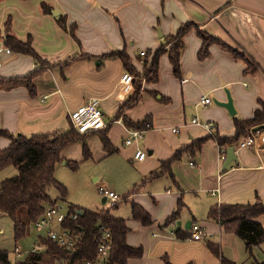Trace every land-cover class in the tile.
Returning <instances> with one entry per match:
<instances>
[{"label": "crops", "instance_id": "1", "mask_svg": "<svg viewBox=\"0 0 264 264\" xmlns=\"http://www.w3.org/2000/svg\"><path fill=\"white\" fill-rule=\"evenodd\" d=\"M43 4L49 7L48 13ZM57 16L65 18L66 26L75 25V39L59 26ZM7 20L11 35L21 41L31 38L39 56L55 66L32 79L33 93L23 84L7 86L0 81V128L24 135L64 130L72 110L97 99L108 124V139L115 149L106 153L102 147L104 157L115 162L110 168L114 179L99 185L97 191L102 186L118 195V191H123V197L151 172L158 171L177 150L208 135L187 116L213 122L219 135H232V116L222 106L198 105L201 96L226 101L228 90L236 117L243 119L260 108L259 101L264 106V0H0L1 30ZM185 23H191L193 28L183 38L180 76H174L167 55L162 54L158 81H143L138 103L115 118L132 92H122L120 77L125 70L120 60L101 56L125 49L141 71L138 54L162 45L166 36ZM196 29L244 54L257 67L256 73L245 74V63L216 44L209 46L206 57L198 58L202 42ZM74 56L78 58L62 70L56 66ZM0 57L3 81L23 77L40 67L29 55L12 52ZM123 118L132 122L147 119L151 128L131 136L132 128L126 126ZM131 137L135 139L125 145L124 140ZM255 137V146L234 150L236 162L225 168L220 159L222 148L208 138L198 153L190 155L184 151L171 162L175 181L167 174L147 180L135 193L116 203L112 214L126 220V243L142 251L139 258L130 259L127 264H163V257L171 264H220L206 248V239L212 241L219 236L226 241L230 236L208 217L209 209L223 203H264V124ZM8 144L7 139L0 137V149ZM80 146L72 143L66 147L63 161L84 160ZM99 149L100 146L94 154ZM136 150L146 152L142 161L133 159ZM63 161L56 164L55 170L67 165ZM178 201L182 204L178 217L164 225ZM132 202L150 215L149 225L132 219ZM120 209L125 217L117 216ZM257 221L264 226V215ZM193 224L204 232L203 244L200 240L178 237L177 229L189 234Z\"/></svg>", "mask_w": 264, "mask_h": 264}, {"label": "trees", "instance_id": "2", "mask_svg": "<svg viewBox=\"0 0 264 264\" xmlns=\"http://www.w3.org/2000/svg\"><path fill=\"white\" fill-rule=\"evenodd\" d=\"M45 12L50 10L48 6L42 5ZM59 26L67 30L75 39V25L66 26L64 17L57 18ZM191 23H185L180 26L178 30L164 38V43L154 50L144 51V55L138 54L137 59L142 62V70L138 71L133 65L131 58L125 49L116 50L103 54L102 59L117 58L120 60L125 71L130 73L134 78L133 92L129 98L120 107L118 116L123 114V111L135 106L141 98V84L143 81L147 83H155L158 81V67L159 60L162 54H166L172 67L174 76H180V53L183 48V38L191 29ZM196 35L200 38L202 45L198 51V58H204L208 55V49L211 44H216L219 47L228 51L234 58L242 60L246 67L245 74H255L258 70L253 61L226 45L221 40L207 35L205 32L198 29L195 30ZM3 32V33H2ZM0 37H2L3 44L8 46L11 52L29 55L40 66L31 73L14 78L10 81H3L7 86H13L16 83L23 84L30 93H33L32 79L39 73L55 66L49 64L42 59L34 50L31 44V38L25 41L18 40L10 34V23L7 20L4 23L3 30L0 29ZM86 58H90L88 55ZM77 56L66 60L56 66L63 69L69 62ZM260 108H257L250 118H238L236 115L232 116L233 133L230 136L219 135L215 130L213 134H208L205 137L193 139L190 144L177 150L171 158L164 161L158 171L151 172L148 177L141 180L139 184L134 185L131 190L122 198L135 193L138 188L147 180L155 179L161 175L167 174L171 179H175L171 171V162L178 159L181 152H188L194 155L199 152L202 144L208 138L213 139L218 147L226 150L228 147L234 148L239 142L245 138L254 127H261L264 124V106L261 101ZM127 127L132 129L145 130L151 128V123L145 119L140 122H132L123 118ZM145 122L149 126L145 128ZM89 132L80 134L70 124L67 129L58 130L50 133H36L24 135L21 133L12 134L6 129L0 128V137L9 141V144L0 149V172L8 166H13L16 173L8 178L0 181V213L6 215L13 224V234L15 241L25 235V223L19 218L21 209H25L27 223H33L43 214L47 206L53 205L57 201L65 202L67 189L64 185L58 182L54 177V170L57 163L64 160L63 151L70 144L79 141L82 145L83 159L90 158V151L86 145V138ZM100 141L106 153L115 151L110 143L106 130L100 131ZM66 164L72 169L78 168V161H66ZM175 181V180H174ZM176 187H178L175 182ZM50 188L55 189L57 196L52 198L48 191ZM181 202L178 201L176 209L168 216L164 225L175 220L179 215V208ZM115 205L99 210H90L77 205L70 204V212H78L76 220H65L63 227L69 230L76 231L78 234V241L75 246L70 249L60 247L50 239L43 237L39 238V245L43 247L40 253H28L23 259H19L15 264H48L44 259L49 258L51 264H56L63 259L71 260V262H81L84 260L96 261V242L94 236L96 229L94 225L99 222L104 224L111 233V250L109 260L115 264H127L128 260L139 258L142 254L140 247H132L125 241L126 234L129 230L126 220L115 217L111 209ZM132 219L140 222L142 225H149L151 223L150 215L139 205L131 203ZM264 215V203L256 201L246 204H231L223 203L214 205L209 209L208 217L217 221L225 232L233 233L238 237L245 246V249L251 253L255 246H260L264 243V226L257 221V218ZM178 237L187 238L189 234L183 233L180 229L176 231ZM206 247L216 256L220 264H237L236 262L223 256L219 242L210 241L206 239ZM0 264H12L8 259V253L0 250ZM163 264H171L166 257H163ZM250 264H264L253 261Z\"/></svg>", "mask_w": 264, "mask_h": 264}, {"label": "built area", "instance_id": "3", "mask_svg": "<svg viewBox=\"0 0 264 264\" xmlns=\"http://www.w3.org/2000/svg\"><path fill=\"white\" fill-rule=\"evenodd\" d=\"M12 52L10 48L3 44V41L0 39V55L6 54L10 55ZM140 56L144 55V51L139 53ZM2 65V60L0 57V67ZM120 83L122 86V92L128 94L133 92L134 78L127 71L123 72L120 77ZM212 99L208 96H201L198 99V105L207 106L212 103ZM69 122L71 126L80 134L87 132L98 131L105 129L108 124L104 121V113L99 105V101L95 98L86 101L84 104L78 106L76 109L72 110L69 114ZM191 123L201 126L208 134H213L216 130V125L211 121L199 120L197 117L191 118ZM149 126L148 122H145V128ZM257 127H254L250 130V133L243 138L239 144L234 148V150H239L240 148H251L255 146L256 137L255 133L258 130H255ZM260 128V127H259ZM146 130V129H145ZM173 132H176V129H172ZM144 132V130L132 129L130 131L131 136H139ZM131 143V138L124 140L125 145ZM146 156L144 150H136L133 159L135 161H142ZM225 152L223 149L220 150V159L224 161ZM190 166L194 165L193 161L189 162ZM99 194L106 199L110 206L118 203L122 196L116 194L115 192L100 186L98 189ZM78 212H70L69 205L65 206L62 201H57L53 205L47 206L43 214L34 222V226L39 232L31 244V246L25 251L26 255L28 253L36 252V249L33 245L38 246L43 249L38 243L39 238L43 237L50 239L60 247L70 249L73 248L78 241V234L76 231L69 230L62 226L65 220H76ZM96 229V234L94 236V241L96 242V254L97 260L90 261L84 260L81 262H71V260L63 259L56 264H115L109 260L110 250H111V233L109 229L104 224H98ZM205 234L200 228V226L193 224L189 231L188 238L191 240H201L204 238ZM22 250L19 246H15L14 253L16 260L22 256ZM12 263V264H15Z\"/></svg>", "mask_w": 264, "mask_h": 264}, {"label": "rangeland", "instance_id": "4", "mask_svg": "<svg viewBox=\"0 0 264 264\" xmlns=\"http://www.w3.org/2000/svg\"><path fill=\"white\" fill-rule=\"evenodd\" d=\"M209 106L214 107L216 105L212 102ZM191 118L192 116H187L188 120ZM95 132L96 131L89 133L86 138V145L91 153V158L85 161L82 159L78 161L79 164L76 170H72L68 165L59 166L55 170V179L67 188L68 195L66 201H62L65 206H68V203H72L74 205L87 209L90 208L92 210L98 207H110L108 202H105L104 204L101 202L102 196L97 191V188L102 183H106L107 181L110 182L114 179V173L110 171V168L113 164H115V162L112 158L107 159L104 157L106 153L102 149L100 134L99 132ZM131 139L134 140L135 138L131 137ZM121 140L122 139L119 138V143ZM75 143L81 145L79 141ZM99 146V151L97 154H94V150L99 148ZM80 147V150H82V145ZM100 154L103 158H96V156ZM15 173L16 171L14 167L10 165L0 172V177H2V179L8 178L13 176ZM122 192L118 191L120 195H122ZM48 193L52 198L56 197L55 189L50 188ZM113 210H115V208L111 209V211ZM123 211V209L117 211V216L121 215L125 217ZM19 218L25 223V235L15 241L11 220L6 215L0 213V250L8 253V259L11 263H14L16 260L14 253L15 246H19L23 251L22 256L19 258L23 259L26 255L25 251L31 246L39 233L33 223H27L24 208L20 210ZM228 234L230 237H228L226 241L223 237V243L219 236L211 239L212 241L220 243L223 256L231 258L237 264H250L253 261L261 263L264 261V243L260 246L253 247L250 253L245 249L244 243L238 237H236L233 233ZM203 240L204 239H201L200 243L203 244ZM33 246L36 249V252L40 253L42 251V249L38 246ZM44 259L48 262V264H51L49 258L44 256Z\"/></svg>", "mask_w": 264, "mask_h": 264}, {"label": "water", "instance_id": "5", "mask_svg": "<svg viewBox=\"0 0 264 264\" xmlns=\"http://www.w3.org/2000/svg\"><path fill=\"white\" fill-rule=\"evenodd\" d=\"M54 13H55V15L58 14V12L52 11V14H54ZM157 31H158V36L161 37L160 30L157 29ZM248 54L250 55L249 52H248ZM225 93H226V101H218L216 99H213V103L215 105H217V106L224 107L227 110V112L229 113V115L233 116V115L236 114V111H235L234 106H233L232 98H231L230 93H229L228 90H225ZM258 129H259V127H257L255 130H258ZM231 162H236V154H235L233 146L228 147L227 150H226V156H225V159L223 161V168H225ZM63 163H66V162L63 161ZM101 202L102 203L105 202V198L104 197L101 199ZM79 213H81V211H79ZM98 224H99V222H97L94 225V229L97 227Z\"/></svg>", "mask_w": 264, "mask_h": 264}]
</instances>
